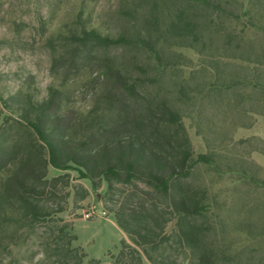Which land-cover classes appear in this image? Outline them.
Segmentation results:
<instances>
[{
	"label": "rangeland",
	"instance_id": "rangeland-1",
	"mask_svg": "<svg viewBox=\"0 0 264 264\" xmlns=\"http://www.w3.org/2000/svg\"><path fill=\"white\" fill-rule=\"evenodd\" d=\"M217 1L229 12L180 0H0V118L8 119L3 129L9 145L29 141V130L11 119L17 117L6 103L26 94L42 100L54 86L63 93V112L73 126L95 130L111 125L101 72L103 64L115 65L144 101L154 107L166 102L180 111L195 158L214 154L213 166L197 165L184 181L204 192L199 220L215 229L208 240L225 249L233 264H264V117L193 92L215 76L228 78L253 68L220 58L264 52V6L256 5L258 0ZM184 19L192 31L181 39L174 28L182 27ZM85 29L128 39L146 36L157 43L158 53L142 45H80L72 38ZM184 88L191 92L189 100H184ZM229 97L236 99L233 93ZM72 167L48 168L49 180L63 176L67 183L59 184L61 191L50 203L65 208L55 218L72 225L77 237L72 246L83 249V264L93 259L109 263V253H117L127 239L108 210L112 195L104 180L93 181ZM49 234L48 225L28 235L27 229L5 223L0 264H53L58 256L43 244ZM144 264L150 263L144 259Z\"/></svg>",
	"mask_w": 264,
	"mask_h": 264
},
{
	"label": "trees",
	"instance_id": "trees-1",
	"mask_svg": "<svg viewBox=\"0 0 264 264\" xmlns=\"http://www.w3.org/2000/svg\"><path fill=\"white\" fill-rule=\"evenodd\" d=\"M180 1L229 12L217 0ZM256 5L264 6V0ZM186 20L182 27L174 28L178 38L184 39L192 31ZM145 34L151 37L150 30ZM72 39L80 45L89 41L101 46L142 45L158 53L157 43L141 35L128 39L85 29ZM220 59L253 68L248 73L231 72L228 78L215 76L204 81L194 95L203 94L215 104L220 100L222 107L233 106L245 115L264 117V52L241 51ZM102 68L106 85L102 98L111 112V125L95 130L73 126L63 112V93L54 86L42 100L26 94L6 103L17 117L11 119L27 128L31 137L9 145L3 129L8 119L1 122L0 118V230L5 223H14L30 235L48 225L50 234L43 244L58 256L53 264H83V249L72 246L77 240L72 225L55 218L65 208L50 205L61 191L59 184L67 183L63 176L47 178L49 166L62 171L74 166L85 177L107 183L113 205L108 210L127 237L117 253H109V263L93 259L89 264H144V259L150 264H233L234 258L225 249L208 240L214 227L199 220L205 212L204 192L184 183L197 165L213 166L214 154L195 158L179 110L166 102L152 106L115 65L105 63ZM190 93L184 88V100L190 99ZM232 93L235 100L229 97ZM247 101L251 104L245 106ZM2 243L0 237V248L5 247Z\"/></svg>",
	"mask_w": 264,
	"mask_h": 264
},
{
	"label": "crops",
	"instance_id": "crops-1",
	"mask_svg": "<svg viewBox=\"0 0 264 264\" xmlns=\"http://www.w3.org/2000/svg\"><path fill=\"white\" fill-rule=\"evenodd\" d=\"M112 215H110L109 217H111ZM113 218H114V216H112ZM114 223L117 225V223H116V220H115V218H114ZM118 226V225H117Z\"/></svg>",
	"mask_w": 264,
	"mask_h": 264
},
{
	"label": "built area",
	"instance_id": "built-area-1",
	"mask_svg": "<svg viewBox=\"0 0 264 264\" xmlns=\"http://www.w3.org/2000/svg\"><path fill=\"white\" fill-rule=\"evenodd\" d=\"M86 218H90V214H87V215H86Z\"/></svg>",
	"mask_w": 264,
	"mask_h": 264
}]
</instances>
